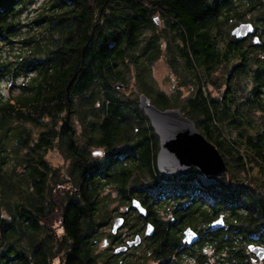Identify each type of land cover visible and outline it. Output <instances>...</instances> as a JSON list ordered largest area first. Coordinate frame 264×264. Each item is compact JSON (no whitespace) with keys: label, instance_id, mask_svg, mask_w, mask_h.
<instances>
[{"label":"trees","instance_id":"1","mask_svg":"<svg viewBox=\"0 0 264 264\" xmlns=\"http://www.w3.org/2000/svg\"><path fill=\"white\" fill-rule=\"evenodd\" d=\"M229 20L230 29L249 21L256 31L238 39L225 27ZM161 55L193 88L186 101L153 95L148 79ZM129 57L140 91L161 108L182 109L219 148L230 169L220 184L201 188L195 171L166 177L152 166L158 136L136 99L116 87L128 81ZM220 85L213 95L210 86ZM77 104L93 116L85 144L74 137ZM57 141L71 158L66 171L55 172L44 158ZM91 146L105 155L95 160ZM110 184L129 205L123 227L131 235L145 226L132 195L145 198L154 234L165 242L162 208L179 210L191 225L222 214L225 228L209 237L215 247L222 242L223 263H250L249 232L264 235V0H0V264L153 261V236L134 247H144L139 255L113 252L125 240L121 230L105 231ZM105 236L109 245L99 249Z\"/></svg>","mask_w":264,"mask_h":264},{"label":"water","instance_id":"2","mask_svg":"<svg viewBox=\"0 0 264 264\" xmlns=\"http://www.w3.org/2000/svg\"><path fill=\"white\" fill-rule=\"evenodd\" d=\"M158 22V18H155ZM251 22H241L234 26L231 33L234 37L242 39L255 33ZM258 41V37L255 38ZM117 88L123 83L116 84ZM138 106L145 112L152 128L159 137V151L156 156V165L160 173L166 177H188L193 166L196 167L198 176L204 186L218 185L228 172L226 160L217 146L198 129L193 119L184 115L179 108L161 109L151 102L150 97L141 93ZM132 206L141 214L146 215L147 209L138 199H133ZM125 222L124 216H117L113 220L112 232L115 234ZM223 215L213 222L212 227L223 226ZM154 226L148 223L145 236H152ZM185 241L191 242L197 238L192 229H187ZM141 236L138 234L126 244L117 246L115 254L126 252L128 248L138 246ZM249 249L260 259L264 258V247L250 245Z\"/></svg>","mask_w":264,"mask_h":264},{"label":"rangeland","instance_id":"3","mask_svg":"<svg viewBox=\"0 0 264 264\" xmlns=\"http://www.w3.org/2000/svg\"><path fill=\"white\" fill-rule=\"evenodd\" d=\"M155 18H158L157 26L164 28L163 20L158 16ZM232 22H234V21L229 20L226 23L225 27L227 29H230L229 25ZM244 22H249V21H244ZM230 30H232V29H230ZM165 40L166 39H163V41H162L164 47H165ZM130 60L131 59L129 57L126 61V69L124 71L128 81H127L126 85L123 84V87L118 88V89H120V91L124 95L130 97L131 99H133V100L136 99L137 104H138L139 95L142 92L140 91V82H139V79L137 76L138 75L137 67H136L135 63L133 61H130ZM182 77H184V76H177L172 71L170 63L168 62L166 56L161 55L160 58H157L152 63L151 75L149 76L148 80H149V83L153 86V89H154L153 95L154 94L156 95L158 92H163V93L167 94L168 96H171L173 99L177 98V100L179 102H183V100L186 101V98L191 95L193 88L189 87V86H185V85L183 86V84L180 83V78H181V82L183 80ZM185 81H187L186 78H185ZM210 89L212 90L213 95H218L223 91L224 85H220V86H216V87L210 86ZM210 89L208 88V90H210ZM95 90H96V88L93 91H95ZM89 96H91V94H89ZM150 99H151V102L157 106V104H156V102H154V98H152V96H150ZM159 108H161V107H159ZM168 108H177V107H168ZM161 109H166V108H161ZM181 111H182V109H181ZM76 112H77V114L72 113L70 116L71 120L73 121V126H74V137L79 142V144L80 143L85 144V142L87 140V139H85V137H86V134L88 133V129L86 127L85 122H90L91 121L90 119L93 118V116L91 115V108L87 107L86 105H84L83 107L80 108V105L77 104V111ZM182 113H183V111H182ZM258 116H259V113H258ZM47 120L48 119H46L45 121H47ZM260 120H261V118H259V121ZM60 124L61 123L59 122L58 125L60 126ZM131 129H132L134 134L138 131V127L135 124L133 125V127ZM32 132H33V138L34 139L37 138L38 132H39L38 127L31 128L30 133H32ZM54 145H55L54 149H49L46 153H44V155H45L44 158L50 164L52 170H54L55 172H59L62 170H64V171L68 170V168L71 164V158L66 157V152H65L66 150L63 146L59 145L58 141ZM13 147H14V143H11L9 145V150H10L11 154H13ZM89 150H90L91 154L94 156L95 160H97L98 158H102L105 155L104 149L102 147L91 146V147H89ZM11 158L12 157L8 158L9 162H10ZM229 170H228V172H229ZM20 171H22V170L18 169L16 171V173H18ZM228 172L224 175V177L228 174ZM139 179H141V178H139ZM137 180L135 181V183H137ZM142 181H143V179H142ZM115 186L113 184H110L103 191V194L107 195L109 197L108 203H111L109 205L110 215H111V223L107 228H105V231H107V232H112V225H113L112 221H113L114 217H117L122 212L128 213L130 211L129 206H127V204H125L123 199L120 198L119 190ZM56 195H59L58 192L56 193ZM164 209L162 208L160 210V215L163 217L164 216L170 217V215H169L170 213L166 212ZM130 215L133 218V222H134V220L136 221V219H135L136 214H134V215L130 214ZM6 216L8 217L9 215L6 214ZM55 226L57 227V229H59V232L62 233V230L60 228V224L58 221H56ZM143 227H142L143 232L145 233L146 226H143ZM119 230L122 231V234H123L122 237H125V235L129 231V226L122 227ZM105 239H107L106 236L103 237L102 241L99 242V249H102L105 247V244H104ZM22 243H23V245H25L27 243V240H25L24 237H23ZM144 244L145 243H143L142 245L144 246ZM121 245H124V243L112 246L113 252L117 246H121ZM143 246H141V248L137 249V250L135 248L129 250L125 257L131 256V255L141 254L143 248L145 247V246L144 247ZM147 264H153V262L149 261V263H147ZM253 264H264V261L257 260Z\"/></svg>","mask_w":264,"mask_h":264},{"label":"flooded vegetation","instance_id":"4","mask_svg":"<svg viewBox=\"0 0 264 264\" xmlns=\"http://www.w3.org/2000/svg\"><path fill=\"white\" fill-rule=\"evenodd\" d=\"M158 151H159V137H158L157 152H156V155L153 159L154 161L152 160V166H155L156 168H157L156 156H157ZM157 171L159 172L158 169H157ZM194 171L197 173L195 166H193L190 175ZM201 188H206V187L204 186ZM133 199H138L142 203V205L147 209L148 204L145 203V201H144L145 198L143 199L142 196H133L132 195L131 200H130L131 203H132ZM125 204H127V203H125ZM127 206H129V205L127 204ZM183 208H185V206ZM129 213H131V212L129 211ZM253 213H254L255 217H261V214L258 212L257 209H255ZM124 214H127V213L122 212L118 216H121V215L124 216ZM158 214L160 215V210L157 213V217L159 216ZM169 215H170V217L169 216L163 217L160 215L161 220L169 221L168 222L169 223V225H168L169 240L167 242L162 240L161 233H158L156 235L154 234L156 232V228H157V226H156L157 223L155 222V216L154 217L148 216V210H147L146 215H142L144 217V218H142V222H145V226H147L148 223H151L154 226V232H153L154 235H152V236L154 237V239H153L154 251L156 253H155L154 259L152 261L153 264H224L223 263L224 251L222 248V242L220 241L218 244V247H215L213 245V240L210 239V237H209V235L216 234L220 230H223V228H225L226 223L223 226L212 227L213 222L218 220L219 217L222 216V214H218L217 216L210 218V219L201 218L202 220H199L198 218H196L197 220L195 219L194 222L197 221V223H199L197 225L188 224L190 222L191 218H186L185 216H182L180 214L179 210L170 211ZM158 223H159V221H158ZM189 228L192 229L197 234V238L191 242L185 241V237H186L185 232ZM219 233L221 234V232H219ZM136 235H138V233L135 235H131L130 232L128 231V233L124 237L125 244L129 240H132ZM139 235L141 236V242L139 245H141L143 242V239L145 237V233L142 231L141 234H139ZM239 238L241 239L242 235H240ZM248 239L250 241L246 245L247 248H246L245 257L248 256V259L250 262L249 264H253L257 260L264 261V258L260 259L254 252H252L249 249V246L252 244L264 247V235H263V233H261L260 230L255 231L253 229L252 232H249ZM104 244H105V246L109 245V239L108 238L104 240ZM134 247L128 248V250L126 252H128L131 249H134ZM165 253H167V255H165ZM62 261L63 260H60V263H62Z\"/></svg>","mask_w":264,"mask_h":264}]
</instances>
